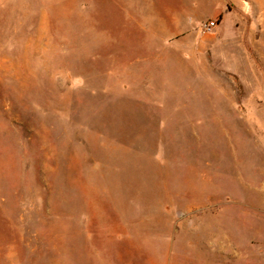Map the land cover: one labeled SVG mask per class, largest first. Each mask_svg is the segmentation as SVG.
I'll return each instance as SVG.
<instances>
[{"label":"rangeland","instance_id":"1","mask_svg":"<svg viewBox=\"0 0 264 264\" xmlns=\"http://www.w3.org/2000/svg\"><path fill=\"white\" fill-rule=\"evenodd\" d=\"M124 28L113 0H0V264H264V30L231 72Z\"/></svg>","mask_w":264,"mask_h":264},{"label":"crops","instance_id":"2","mask_svg":"<svg viewBox=\"0 0 264 264\" xmlns=\"http://www.w3.org/2000/svg\"><path fill=\"white\" fill-rule=\"evenodd\" d=\"M113 1H116V4L121 8L124 31L153 33V37L158 39V46L154 45V48H159L153 54L155 61H160L162 58V47L174 49L182 55L192 53L194 47L196 51L202 53L210 51L211 48H218L223 68L231 72H238L235 56L230 51V49L240 47L237 33L244 26L246 28V25L247 31L251 30L252 26H261L264 30L262 10L259 9L258 15L253 14L252 11L244 9L241 3H235L237 9H229L227 0H202L195 4H191L194 1L191 0L190 5L184 1L179 8L163 4V0ZM201 11L205 13V16L200 15ZM213 19L216 20V39L214 37L213 42L210 43L204 39L208 36H204L201 38L203 40L193 41L192 33L202 31V25ZM167 33H184V35L181 34L178 38H175L178 34L174 35V39L171 42L168 41V44ZM199 250L196 252L197 254L201 253L202 249ZM197 262L205 264L202 258Z\"/></svg>","mask_w":264,"mask_h":264},{"label":"built area","instance_id":"3","mask_svg":"<svg viewBox=\"0 0 264 264\" xmlns=\"http://www.w3.org/2000/svg\"><path fill=\"white\" fill-rule=\"evenodd\" d=\"M216 26V21L215 20H209L206 21L203 25H202V30L203 31H210L212 30L214 27Z\"/></svg>","mask_w":264,"mask_h":264}]
</instances>
